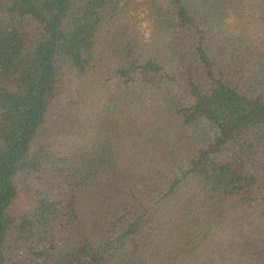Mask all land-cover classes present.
<instances>
[{"label":"trees","instance_id":"16d2710c","mask_svg":"<svg viewBox=\"0 0 264 264\" xmlns=\"http://www.w3.org/2000/svg\"><path fill=\"white\" fill-rule=\"evenodd\" d=\"M0 264H264V0H0Z\"/></svg>","mask_w":264,"mask_h":264},{"label":"rangeland","instance_id":"374dc122","mask_svg":"<svg viewBox=\"0 0 264 264\" xmlns=\"http://www.w3.org/2000/svg\"><path fill=\"white\" fill-rule=\"evenodd\" d=\"M178 89L182 94L184 95L186 94V88L183 83L179 84ZM201 130H202V135H203V138L205 139V142L211 143L214 137L215 129L212 126H210L207 122H204Z\"/></svg>","mask_w":264,"mask_h":264}]
</instances>
